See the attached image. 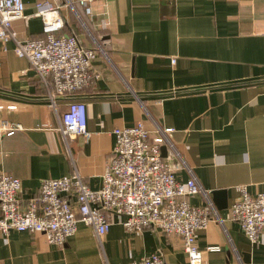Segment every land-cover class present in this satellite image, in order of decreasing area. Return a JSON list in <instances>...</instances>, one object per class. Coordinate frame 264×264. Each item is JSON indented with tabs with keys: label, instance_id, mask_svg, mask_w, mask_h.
I'll list each match as a JSON object with an SVG mask.
<instances>
[{
	"label": "crops",
	"instance_id": "crops-1",
	"mask_svg": "<svg viewBox=\"0 0 264 264\" xmlns=\"http://www.w3.org/2000/svg\"><path fill=\"white\" fill-rule=\"evenodd\" d=\"M37 1L23 0L26 18L12 22L20 41L45 37ZM49 1L63 19L58 36L75 35L87 47L100 39L106 56H96L90 83L57 99L55 111L28 61L0 39V122L20 125L10 135L0 129V173L20 178V203L44 179L74 172L100 188L116 127L142 121L151 139L157 126L172 127L171 141L222 220L195 232L199 249L220 247L201 264H264V232L251 242L230 215L237 186L254 195L264 184V0H70L73 8ZM72 100L85 102L88 139H64L57 129ZM189 175L176 169L180 181ZM109 218L102 242L81 221L61 246L41 233L0 232V264H129L153 253L188 264L181 237L155 227L128 231Z\"/></svg>",
	"mask_w": 264,
	"mask_h": 264
},
{
	"label": "built area",
	"instance_id": "built-area-1",
	"mask_svg": "<svg viewBox=\"0 0 264 264\" xmlns=\"http://www.w3.org/2000/svg\"><path fill=\"white\" fill-rule=\"evenodd\" d=\"M67 5L73 8L70 0ZM34 15L42 19L45 37L20 41L12 29L15 19L26 18L23 0H0V39L12 41L18 57L25 58L39 81L48 90L49 106L58 109L59 98L82 90L91 79L92 61L103 48L95 41L93 47L80 43L75 35L58 36L63 19L49 0L35 4ZM173 61V59H172ZM86 105L80 100L69 101L58 114V131L64 139L90 137L86 127ZM19 124L0 122V129L12 134ZM172 127H156L150 138L142 121L113 130L115 142L112 155L101 176L100 188L92 189L74 172L58 178L44 179L35 197L23 206L18 195L22 191L19 177L0 173V232L26 231L43 234L49 243L63 245L75 233L78 222L92 228L102 242L110 225V215L121 219L128 231L139 232L155 227L166 234L182 238L188 264H201L204 252L220 251L218 245L199 249L196 231L205 229L210 220L222 224L208 191L197 181L192 169L185 165L170 139ZM163 147L178 159V166L168 165ZM187 168L188 179L176 177L177 168ZM239 198L231 205L230 215L251 242L264 232V184L254 195L246 185L236 187ZM201 195V205H193L189 196ZM74 198V204L71 197ZM129 264H165L163 256L153 253ZM240 264H243L240 262Z\"/></svg>",
	"mask_w": 264,
	"mask_h": 264
},
{
	"label": "trees",
	"instance_id": "trees-1",
	"mask_svg": "<svg viewBox=\"0 0 264 264\" xmlns=\"http://www.w3.org/2000/svg\"><path fill=\"white\" fill-rule=\"evenodd\" d=\"M98 43H99L104 49H106V47L103 45L104 42L100 41V39L98 40Z\"/></svg>",
	"mask_w": 264,
	"mask_h": 264
},
{
	"label": "water",
	"instance_id": "water-1",
	"mask_svg": "<svg viewBox=\"0 0 264 264\" xmlns=\"http://www.w3.org/2000/svg\"><path fill=\"white\" fill-rule=\"evenodd\" d=\"M164 149V148H163ZM163 151V150H162Z\"/></svg>",
	"mask_w": 264,
	"mask_h": 264
}]
</instances>
